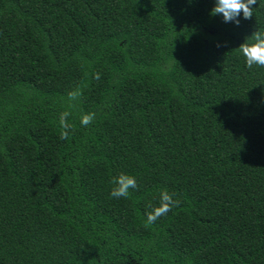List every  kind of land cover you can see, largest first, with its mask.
<instances>
[{
	"label": "trees",
	"instance_id": "obj_1",
	"mask_svg": "<svg viewBox=\"0 0 264 264\" xmlns=\"http://www.w3.org/2000/svg\"><path fill=\"white\" fill-rule=\"evenodd\" d=\"M214 7L0 0V264H264V68L238 51L264 0Z\"/></svg>",
	"mask_w": 264,
	"mask_h": 264
},
{
	"label": "clouds",
	"instance_id": "obj_2",
	"mask_svg": "<svg viewBox=\"0 0 264 264\" xmlns=\"http://www.w3.org/2000/svg\"><path fill=\"white\" fill-rule=\"evenodd\" d=\"M257 4V0H215V7L212 9L211 15H222L224 22H234L237 26L240 21L241 13L244 19L253 17V5ZM253 41L251 44L245 42L240 45L238 51L243 56L246 66L251 69L253 66L264 68V32L256 31L251 36ZM99 79V74H96ZM82 95L77 89L68 93L70 102L76 101ZM71 115L69 111H64L59 115V125L61 128V139H68L72 125L68 123L67 118ZM95 119V113L84 114L80 118L81 126L88 127ZM114 187L110 196L113 198H128L130 189L137 188L135 177L124 173L112 178ZM174 194L163 190L160 193L159 206L152 208L151 212L146 214V224H152L162 216L167 215L174 208L179 207L180 201L173 198ZM151 207V205H149Z\"/></svg>",
	"mask_w": 264,
	"mask_h": 264
}]
</instances>
